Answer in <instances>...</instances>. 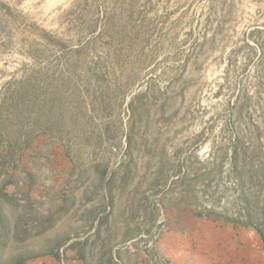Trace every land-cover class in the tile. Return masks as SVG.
<instances>
[{"label": "rangeland", "instance_id": "rangeland-1", "mask_svg": "<svg viewBox=\"0 0 264 264\" xmlns=\"http://www.w3.org/2000/svg\"><path fill=\"white\" fill-rule=\"evenodd\" d=\"M182 207L264 246V0H0V264H169Z\"/></svg>", "mask_w": 264, "mask_h": 264}, {"label": "crops", "instance_id": "crops-1", "mask_svg": "<svg viewBox=\"0 0 264 264\" xmlns=\"http://www.w3.org/2000/svg\"><path fill=\"white\" fill-rule=\"evenodd\" d=\"M167 218L166 244L160 251L169 264H264V246L257 242V231L224 219L199 217L185 207L168 211ZM184 233L192 236L193 244L174 250L171 243ZM74 252L66 249L67 263L81 264ZM24 264H61V259L46 256Z\"/></svg>", "mask_w": 264, "mask_h": 264}]
</instances>
